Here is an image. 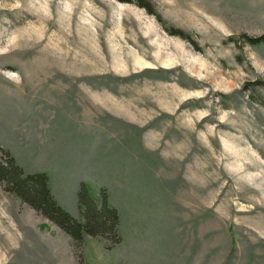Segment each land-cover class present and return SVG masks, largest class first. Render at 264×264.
I'll return each instance as SVG.
<instances>
[{"label":"rangeland","instance_id":"rangeland-1","mask_svg":"<svg viewBox=\"0 0 264 264\" xmlns=\"http://www.w3.org/2000/svg\"><path fill=\"white\" fill-rule=\"evenodd\" d=\"M149 1L0 0V162L79 219L108 195L121 234L0 178V264H264V0Z\"/></svg>","mask_w":264,"mask_h":264},{"label":"trees","instance_id":"trees-1","mask_svg":"<svg viewBox=\"0 0 264 264\" xmlns=\"http://www.w3.org/2000/svg\"><path fill=\"white\" fill-rule=\"evenodd\" d=\"M135 1L148 11L154 12L153 5L149 0ZM158 18L162 19L160 16ZM172 32L181 37H190L189 34L180 29H174ZM247 39L251 44H259L264 42V34L260 36L247 35ZM7 153L9 158L6 162H0V178L6 179L12 185L10 189L15 195L28 202L35 209L40 210L78 243L84 242L85 233L99 236L106 235L109 230H113L116 235L115 239L112 240L113 245L121 241L120 214L110 202L108 195L105 194L101 199H96L92 195V203L83 204L84 215L80 219L76 218L54 196L48 172L25 173L15 156L9 151ZM82 187L85 189L84 183Z\"/></svg>","mask_w":264,"mask_h":264}]
</instances>
